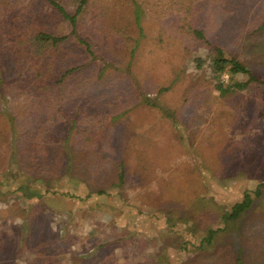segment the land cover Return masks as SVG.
<instances>
[{"label": "rangeland", "instance_id": "374dc122", "mask_svg": "<svg viewBox=\"0 0 264 264\" xmlns=\"http://www.w3.org/2000/svg\"><path fill=\"white\" fill-rule=\"evenodd\" d=\"M78 19L88 78L38 97L27 82L39 57L29 43L15 58L12 29L36 20L47 52L87 55L60 40L70 28L46 0H0L13 79L0 106L17 116L13 132L0 115V264H264V0H87ZM218 47L257 80L215 72ZM245 192L250 208L226 224ZM223 227L208 246L219 258L197 250Z\"/></svg>", "mask_w": 264, "mask_h": 264}, {"label": "trees", "instance_id": "16d2710c", "mask_svg": "<svg viewBox=\"0 0 264 264\" xmlns=\"http://www.w3.org/2000/svg\"><path fill=\"white\" fill-rule=\"evenodd\" d=\"M49 5L53 7L57 11V13L62 17V20L65 21L70 30L67 34L64 35V38L60 39H71L70 41H73L77 45H81V49L79 50L80 53H85L88 57L85 56L84 58H79L76 53H74L73 46L70 48L66 47L65 45L61 44L59 47L52 48L49 52L46 51L43 44L40 45V39H38L37 36V27L36 30L34 29L36 25H39L35 23L36 20L31 22L29 26L24 27L26 28V31L23 30L20 32L18 30L17 32H14L15 30L12 29L11 32H13L14 36V42L19 43L20 47L14 50V56L15 58H25L26 56H29L27 46L34 48L32 49L34 54H37L39 57V62L34 64V71L33 73L28 77L29 80L27 82V86L29 88H32V92L35 93L38 97H43L45 93H55L59 94L61 92L60 83H63L68 80L72 79H78V78H88L84 75V73L87 71H90L92 69V47L91 43L85 39L80 32L78 31L79 25H81V20L78 19L79 14H81L86 1L87 0H78V4L75 8V11L73 13L67 12L65 7L60 4L57 0H46ZM138 22V19L136 20ZM197 34H201V31H196ZM37 40V42H36ZM83 46V47H82ZM217 50V56L213 58V69L215 72H222L225 70V68H228L230 73L232 74H246L250 77L252 80H257L256 77L251 73L249 68L238 61L235 58L232 57H224V55L221 53L220 48H216ZM78 51V50H76ZM71 53L74 55L73 57H70ZM17 62V61H16ZM202 62L200 59H197V65L201 66ZM12 79V78H11ZM10 77H6L4 75V69L2 62H0V95L2 98H4V95L7 93L6 83H12ZM13 80V79H12ZM87 84H92V81L86 80ZM90 90H92V87H89ZM217 89L221 93H225L226 89L219 84L217 86ZM83 93H90V92H83ZM150 106L157 107L155 103H149ZM78 108H80V105H77ZM7 104L2 103L0 106V115H4L7 122L9 123L10 130H13L15 128V119H17L16 115H12L9 112H7ZM85 108V105H84ZM160 108V107H159ZM88 109V108H86ZM169 117L171 115L167 114ZM79 119L72 118L70 119L71 122V128L75 126L76 121L78 122ZM14 132V130H13ZM20 142V140H19ZM20 146L22 144L19 143H13L11 148L12 156L15 155L19 157V150H21ZM18 151V152H17ZM71 149L67 153L70 155ZM11 156V159H12ZM70 158V156H68ZM20 162V161H19ZM15 163L17 164V160H15ZM21 163V162H20ZM10 165L14 164V160L12 159L11 162H9ZM71 165L70 161H67V166ZM27 187V186H26ZM264 187V180L260 182L256 189L254 190L255 194L259 193V188ZM28 189V187H27ZM98 193H103V190H98ZM42 195L37 191H31L29 193L24 192V197L28 198H40ZM253 202V198L250 192H245L243 195V198L235 202L228 213H225L222 215V219L227 224L228 222H235L237 219L245 212L247 211L251 204ZM226 227L223 228H217V229H209L207 232V235L202 238L200 241V245L197 248L198 251L203 252L204 255H207L208 253L211 254L208 257H215L219 258V251L214 248V251H210L209 247L213 242L215 241L217 234L219 231H224ZM241 254V253H240ZM238 254L236 257V260L234 264H245L243 262V259L241 258V255ZM216 264H221L216 263Z\"/></svg>", "mask_w": 264, "mask_h": 264}, {"label": "built area", "instance_id": "2783aa9c", "mask_svg": "<svg viewBox=\"0 0 264 264\" xmlns=\"http://www.w3.org/2000/svg\"><path fill=\"white\" fill-rule=\"evenodd\" d=\"M228 77H229L228 74L223 75V78H224L225 80H227Z\"/></svg>", "mask_w": 264, "mask_h": 264}]
</instances>
